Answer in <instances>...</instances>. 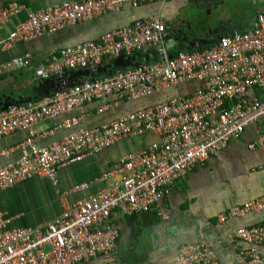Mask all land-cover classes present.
<instances>
[{
  "label": "built area",
  "instance_id": "2783aa9c",
  "mask_svg": "<svg viewBox=\"0 0 264 264\" xmlns=\"http://www.w3.org/2000/svg\"><path fill=\"white\" fill-rule=\"evenodd\" d=\"M153 1L156 0L65 2L28 13L0 44L12 48L47 33L119 12L126 4L138 8ZM24 8L15 1L0 7V31ZM167 38L165 20L152 15L97 40L55 52L44 66L36 69L35 77L51 79L67 72L95 71L123 55L132 56L163 45ZM30 64V57L24 56L13 60L10 69L21 70ZM3 73L0 67V76ZM187 82H197L201 87L191 95H178L120 119L80 128L48 147L38 146L42 137L35 127L42 121L82 111L87 103L94 101L100 103L99 113H104ZM256 87L264 90V12L258 15L252 29L224 36L207 49H186L172 60L80 82L70 89L0 111V140L16 131L27 133L22 145L24 155L0 169V193L32 177H45L57 185L58 170L64 166L122 140L146 134L159 137L157 142L120 159L117 172L124 176L113 186L74 205H69L66 193L63 194L61 216L45 225L8 228L11 219L0 211V264H83L99 256L106 257L105 264H120L114 252L121 226L114 221V215L121 213L129 217L150 212L165 191L198 163L207 161L232 140L239 139L248 126L264 119V99L251 100ZM85 118L81 113L68 119L64 127H78ZM256 145H264V134L251 148ZM6 154L4 151L0 156ZM262 211L264 195L234 205L219 216V221ZM232 237L247 245L243 255L248 264H264L259 251L264 246V223L237 229ZM176 259L180 264H221L213 247L205 243L182 245Z\"/></svg>",
  "mask_w": 264,
  "mask_h": 264
},
{
  "label": "crops",
  "instance_id": "0c3cea01",
  "mask_svg": "<svg viewBox=\"0 0 264 264\" xmlns=\"http://www.w3.org/2000/svg\"><path fill=\"white\" fill-rule=\"evenodd\" d=\"M24 5V9L6 22L0 31V42L6 40L15 27L27 18L28 13L49 9L65 2L84 0H0V7L11 2ZM219 1V2H218ZM167 0L153 1L134 8L124 5L121 11L108 13L96 19L69 26L56 33L18 43L12 48L0 44V97L15 95L29 97L30 81L35 78L36 69L44 66L55 52L79 46L87 41L97 40L115 29L128 26L136 20L160 15L168 26L183 25L192 35L195 29L208 34L209 29L218 27L215 20L216 4L222 0ZM240 11L237 18L250 15L256 8L264 7V0H230ZM245 13V14H243ZM236 15V14H233ZM232 15V16H233ZM235 19V18H234ZM194 28V31H193ZM167 42V41H166ZM165 42V43H166ZM29 56L30 66L11 70V62ZM108 65V64H106ZM105 66V65H104ZM183 83L176 88L161 91L143 101L126 102L99 113L98 101L87 103L82 111H74L61 117L40 122L35 128L42 138L38 146L48 147L62 140L71 129L64 127L68 119L79 116L86 118L79 127L92 128L128 113L166 102L172 96L191 95L200 84ZM264 90L254 88L251 100H263ZM264 134V119L248 126L239 139L198 163L186 176L169 187L164 197L150 212L124 217L114 215V221L121 226L114 255L120 264H180L176 252L186 244H210L221 264H248L243 255L247 245L232 237L234 231L264 223V211L249 214L226 222L219 216L236 204L254 201L264 195V145L255 144ZM27 138L25 131H16L0 140V169L20 159L25 150L22 145ZM139 139L137 142L135 139ZM133 139L119 141L102 151L86 156L82 161L69 164L58 170L57 185L45 177H32L20 181L0 193V211L11 219L8 228H27L45 225L61 216L64 206L61 196L66 193V202L74 205L97 194L117 182L123 174L117 172L121 158L136 153L159 137L146 134ZM112 173L109 177L105 175ZM84 189H76L82 185ZM264 256V246L259 247ZM106 257L99 256L83 264H105Z\"/></svg>",
  "mask_w": 264,
  "mask_h": 264
},
{
  "label": "water",
  "instance_id": "95a60500",
  "mask_svg": "<svg viewBox=\"0 0 264 264\" xmlns=\"http://www.w3.org/2000/svg\"><path fill=\"white\" fill-rule=\"evenodd\" d=\"M215 7V20L218 23V27L215 29H209L206 38H193L192 33L185 29L182 24L176 27L170 25V38H167L168 40L165 44L153 46L144 52L136 53L132 56L123 55L119 58H116L112 63L99 67L95 71L78 70L73 72H67L61 75L60 77L51 79H39L35 77L28 84V87L31 90V95L29 97L3 95L2 97H0V111L7 110L11 106H19L30 103L36 99L47 97L52 93L70 89L80 82L130 72L143 64L151 65L152 63L156 62H165L167 60H172L175 55L180 52L179 51L176 54L173 53L176 45L179 43H186L187 50H197L202 47L212 46L224 36H233L235 34H241L242 32L248 29H252L254 27L258 15L264 12V7L256 8L250 15V18L245 15L236 19V17L234 16L239 15L240 10L230 0H222L221 4H216ZM209 37H212V39H209ZM188 84L199 83L190 82ZM152 97L153 95L131 102L148 100ZM174 97L176 96H172L169 99ZM80 128L86 127L78 126L72 128L71 133L76 130H79Z\"/></svg>",
  "mask_w": 264,
  "mask_h": 264
},
{
  "label": "flooded vegetation",
  "instance_id": "af4514ba",
  "mask_svg": "<svg viewBox=\"0 0 264 264\" xmlns=\"http://www.w3.org/2000/svg\"><path fill=\"white\" fill-rule=\"evenodd\" d=\"M207 34H202V35H193L192 37L195 39H201V38H206ZM170 38V36L168 37ZM209 39H212V37H209ZM168 40V39H167ZM187 49V44L186 43H179L176 45L173 53H178L179 51H184Z\"/></svg>",
  "mask_w": 264,
  "mask_h": 264
},
{
  "label": "rangeland",
  "instance_id": "374dc122",
  "mask_svg": "<svg viewBox=\"0 0 264 264\" xmlns=\"http://www.w3.org/2000/svg\"><path fill=\"white\" fill-rule=\"evenodd\" d=\"M193 31H194V28H193ZM195 34L196 35H202V31L198 28V29H195ZM139 139H135V141L137 142Z\"/></svg>",
  "mask_w": 264,
  "mask_h": 264
},
{
  "label": "trees",
  "instance_id": "16d2710c",
  "mask_svg": "<svg viewBox=\"0 0 264 264\" xmlns=\"http://www.w3.org/2000/svg\"><path fill=\"white\" fill-rule=\"evenodd\" d=\"M210 46H207V47H202V48H199L198 50H204V49H207L209 48ZM189 51H194V49H189Z\"/></svg>",
  "mask_w": 264,
  "mask_h": 264
}]
</instances>
